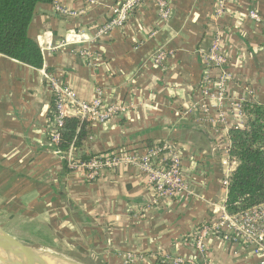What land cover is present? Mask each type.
<instances>
[{
	"label": "crops",
	"instance_id": "crops-1",
	"mask_svg": "<svg viewBox=\"0 0 264 264\" xmlns=\"http://www.w3.org/2000/svg\"><path fill=\"white\" fill-rule=\"evenodd\" d=\"M55 1L74 14H60ZM37 6L29 27L41 46L43 68L0 54V216L9 222L40 225L51 242L93 264H158L160 254L183 256L196 264H260L243 243L210 233L198 250L194 232L216 216L227 199L223 186L224 145L240 124L238 104L264 102V0H168L172 14L163 22L145 0L122 26L79 45H62L69 30L94 33L124 0H55ZM258 12L263 21L249 15ZM219 38L229 59L231 79L222 118L213 125L193 107L208 72L204 55ZM87 49L86 52L81 50ZM160 51L164 63L155 62ZM73 88L77 97L124 110L105 121H90L79 156L151 146L173 140L181 155L187 191L152 202L146 175L122 166L92 180L82 169H68L50 141L53 95L44 72ZM237 164L234 163L233 168ZM43 232V231H42ZM129 254L143 260L127 262Z\"/></svg>",
	"mask_w": 264,
	"mask_h": 264
},
{
	"label": "built area",
	"instance_id": "built-area-1",
	"mask_svg": "<svg viewBox=\"0 0 264 264\" xmlns=\"http://www.w3.org/2000/svg\"><path fill=\"white\" fill-rule=\"evenodd\" d=\"M87 4H94L96 0H84ZM145 0H124L114 5L110 11L109 20L96 29L94 33L88 30H69L62 45H79L91 42L101 35L107 33L114 27L122 26L126 23L133 11ZM155 3L158 15L163 22H167L172 14V7L168 0H151ZM219 9L222 11L228 0H217ZM56 11L60 14H74L59 1H55ZM249 15L257 22L263 21L262 16L255 10H250ZM217 38L211 48L204 55L206 68H219L221 74L214 79L210 72L206 73L202 79L200 87V99L193 107L194 111H200L199 118L203 123L214 124L211 117L212 109L218 110L222 118V110L226 99L227 86L231 79L229 69V59L220 45ZM88 51L87 49L81 52ZM167 53L160 51L155 57V62L164 63ZM44 76L51 87L54 110L50 117L49 136L51 143L55 146L61 135V128L64 118L69 115H77L87 121H105L113 117L117 112L124 110L119 104H105L101 95L96 96L92 101H83L77 97L73 88L64 83L61 78L51 72H46ZM252 99L244 100L238 104V115L240 124L243 122L242 104ZM236 125V126H239ZM235 126V127H236ZM230 132L226 145H224L225 157L223 164L225 172L223 186L228 192L229 179L233 165L236 163L230 157ZM56 152L64 156L70 169H82L87 178L96 180L104 170H115L122 166L132 167L146 175L148 184L152 188L154 204L163 199L177 197L180 193L187 191V183L183 174L182 155L171 139H164L151 146L136 148L131 150H116L92 155L85 160L77 154L74 146L62 153L57 148ZM237 164V163H236ZM216 216L199 227L193 235L195 247L204 252L206 250L205 239L210 233L217 234L233 243H243L246 247L260 257V264H264V203L256 205L245 211L230 213L227 209L226 200L215 205ZM143 260V257L129 254L127 262ZM158 264H196L192 259L183 256H173L160 254L157 258Z\"/></svg>",
	"mask_w": 264,
	"mask_h": 264
},
{
	"label": "trees",
	"instance_id": "trees-1",
	"mask_svg": "<svg viewBox=\"0 0 264 264\" xmlns=\"http://www.w3.org/2000/svg\"><path fill=\"white\" fill-rule=\"evenodd\" d=\"M55 0H0V54L36 68H43L41 46L29 34L36 8ZM53 115L54 102L52 106ZM243 123L230 129V157L237 165L231 173L226 205L230 213H238L264 203V102L242 104ZM77 115L64 118L59 142L62 153L71 146L80 149L88 135V123ZM92 155L85 154L87 160ZM67 168L68 163L66 161Z\"/></svg>",
	"mask_w": 264,
	"mask_h": 264
},
{
	"label": "water",
	"instance_id": "water-1",
	"mask_svg": "<svg viewBox=\"0 0 264 264\" xmlns=\"http://www.w3.org/2000/svg\"><path fill=\"white\" fill-rule=\"evenodd\" d=\"M0 263L2 264H93L53 248L31 244L0 224Z\"/></svg>",
	"mask_w": 264,
	"mask_h": 264
},
{
	"label": "rangeland",
	"instance_id": "rangeland-1",
	"mask_svg": "<svg viewBox=\"0 0 264 264\" xmlns=\"http://www.w3.org/2000/svg\"><path fill=\"white\" fill-rule=\"evenodd\" d=\"M243 122V121H242ZM4 216H0V220H4ZM1 224V223H0ZM5 225L1 224L4 228H6L10 233L15 235L16 237L29 242L31 244H42L46 242H51L52 238L51 235H47L46 232L40 228H42L40 225L34 224L33 226H27L25 224H22L19 220L11 219L9 222L4 223ZM43 231V232H42ZM52 248V247H49ZM57 251L68 253L67 251H64L62 249H56ZM70 254V253H68ZM2 264V263H0Z\"/></svg>",
	"mask_w": 264,
	"mask_h": 264
}]
</instances>
